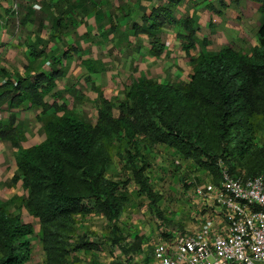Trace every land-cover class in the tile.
<instances>
[{"label": "trees", "instance_id": "16d2710c", "mask_svg": "<svg viewBox=\"0 0 264 264\" xmlns=\"http://www.w3.org/2000/svg\"><path fill=\"white\" fill-rule=\"evenodd\" d=\"M250 1L264 14V0ZM148 20L146 26L135 28L152 37L153 51L159 55L163 45L155 34L174 18L170 9L158 7ZM183 25L182 48L189 55L200 42L198 27L194 17L184 19ZM256 34L258 43L249 54L223 47L212 54L191 56L192 72L185 82L132 81L117 104L100 96L94 123L79 119L65 104L44 100L55 84L57 71L31 76L27 71L24 78L17 75L15 83L5 80L0 100L9 96L10 112L6 121L0 120V139L17 148L14 160L18 172L12 181L20 180L28 192L21 204L39 220L46 264H69L65 255L84 247L81 238L66 247L76 214L94 211L108 219L119 217L126 199L125 182L105 175L115 140L125 143L124 160L140 192L148 197L154 193L144 173L147 156L141 142L176 147L219 174L220 162L230 172L241 171L236 169L240 158L246 160L245 153L256 147L252 143L257 129L254 117L264 118V18ZM24 101L40 108L38 119L45 134L42 141L26 147L20 144L24 133L14 112ZM252 154L259 158L253 163L257 168L250 166L244 176H264V164L256 166L264 160V149L257 147ZM32 232V225L21 213H10L0 202V264H26L31 250L27 236ZM135 239L132 245L138 248Z\"/></svg>", "mask_w": 264, "mask_h": 264}, {"label": "crops", "instance_id": "0c3cea01", "mask_svg": "<svg viewBox=\"0 0 264 264\" xmlns=\"http://www.w3.org/2000/svg\"><path fill=\"white\" fill-rule=\"evenodd\" d=\"M158 7L170 9L174 20L156 32L163 45L162 53L156 55L152 37L135 27L149 24ZM187 17L195 18L200 41L189 55L182 48ZM263 18L250 0H0V86L8 78L26 77L27 71L29 76L57 71L55 84L44 100L65 104L79 119L94 123L100 96L117 104L132 81L185 82L192 71L191 56L212 54L223 47L249 54L258 43L256 33ZM0 108L2 121H6L9 96L0 100ZM14 112L24 133L21 146L42 141L40 108L24 101ZM16 152L8 140L0 139V202L12 214L22 208L25 194L21 181H12L18 172ZM149 230L146 227L141 234L144 238L151 235L150 240L141 237L138 248L118 252L107 263L125 264L134 253L145 264H157L149 252L153 247H143L173 230ZM131 234L118 238L111 247L133 244L138 235Z\"/></svg>", "mask_w": 264, "mask_h": 264}, {"label": "rangeland", "instance_id": "374dc122", "mask_svg": "<svg viewBox=\"0 0 264 264\" xmlns=\"http://www.w3.org/2000/svg\"><path fill=\"white\" fill-rule=\"evenodd\" d=\"M113 114L117 115L116 108L113 109ZM254 122L257 129L252 143L256 147L251 149L252 152L245 153L246 160L240 158V163H237L236 169L241 170L239 172L241 175L248 173L250 166L252 169L257 168L253 163L258 162L259 158L252 153L257 147L264 149V118L257 115L256 118L254 117ZM114 143L112 160L106 168L105 175L110 180L125 182L123 195L126 199L123 201V209L117 219H108L103 213L94 211L75 215V229L69 234L66 247L71 248L80 238L84 242V247L70 250L65 255V258L69 259V264H94L95 262L105 264L109 257L115 256L114 254L118 252L124 254L130 252L134 249L132 244L111 246L115 240L118 238L122 240L132 232L134 234L131 235L135 237L138 235L139 243L142 242L141 237L151 238V235L144 238L141 234L146 227L150 230L152 227H158V229L165 227L183 232L186 228H190L194 221L191 213L199 200L196 188L206 191L208 186L219 185L220 174L212 170V167L205 162L191 155L185 156L176 147L165 143L147 146L141 142L140 147L147 156L144 173L154 193L152 197H148L140 192L133 172L124 160L125 143L121 144L118 140ZM229 159L233 158L229 157ZM260 164H264V160L256 166ZM24 191V197L21 199L28 198V192L25 189ZM21 205L22 208L17 213H21L23 220L30 223L33 228V232L27 236L31 250L26 264H46L39 220L33 216L28 207ZM149 252L154 256L153 249ZM64 264H68L67 261Z\"/></svg>", "mask_w": 264, "mask_h": 264}, {"label": "built area", "instance_id": "2783aa9c", "mask_svg": "<svg viewBox=\"0 0 264 264\" xmlns=\"http://www.w3.org/2000/svg\"><path fill=\"white\" fill-rule=\"evenodd\" d=\"M196 192L191 227L143 247H153L157 264H264V176L233 173L220 162L219 185ZM125 264L145 263L132 253Z\"/></svg>", "mask_w": 264, "mask_h": 264}]
</instances>
